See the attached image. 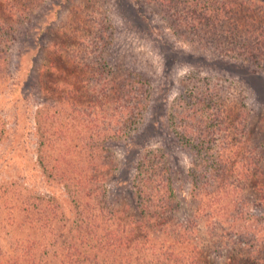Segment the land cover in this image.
<instances>
[{
  "label": "trees",
  "instance_id": "16d2710c",
  "mask_svg": "<svg viewBox=\"0 0 264 264\" xmlns=\"http://www.w3.org/2000/svg\"><path fill=\"white\" fill-rule=\"evenodd\" d=\"M96 2L86 0V5L92 8L95 5L90 3ZM45 3L0 0V84L12 79L14 42L35 22ZM146 3L177 40L192 45L205 42L204 46L223 50L224 55L264 72V1ZM37 21L34 26L40 29ZM104 29L78 39L67 33L56 36L43 47L46 55L35 80L41 100L35 114L37 161L46 178L65 188L74 219L67 224L61 207L50 198L13 182L0 184V264H264V217L257 211L264 208V130L253 125L250 108H238L243 99H232L225 105L211 100L206 88L199 91L194 83L190 85L195 78L184 79L188 87L182 96L188 98L189 107L182 115H175L178 122H191L185 123L181 138L196 146L192 147L196 161L187 175L190 201L195 204L191 215L175 222L169 218L174 207L187 202L177 196L171 179L173 169L158 149L146 151L136 165L130 182L135 214H126L115 200L108 203L106 184L114 166L106 161L108 151L103 141L120 139V134L126 133L111 128L113 111L99 115L96 107L93 109L99 104L97 98L86 103L90 85L78 82L70 73L78 65L80 76L87 78L75 48L104 46ZM42 34L26 33L17 72L23 58L40 47ZM123 102L122 118H132L127 132L133 129L129 125L135 118L133 107ZM140 106L144 109L145 104ZM77 129L87 132L85 139L75 133ZM5 133L0 119V140ZM216 136L221 139L217 141ZM224 136L232 143L223 141ZM197 220L209 224L212 239L207 244L200 242ZM220 249L226 253L220 254ZM214 253L218 255L211 257Z\"/></svg>",
  "mask_w": 264,
  "mask_h": 264
},
{
  "label": "rangeland",
  "instance_id": "374dc122",
  "mask_svg": "<svg viewBox=\"0 0 264 264\" xmlns=\"http://www.w3.org/2000/svg\"><path fill=\"white\" fill-rule=\"evenodd\" d=\"M146 1L98 0L95 4L90 3L95 5L91 8L86 5V0H46L34 20H39L41 28L36 29L35 22L28 24L22 32L24 34H20L12 46V79L0 84V119L6 131L0 140V184H20L34 194L56 201L67 224L74 219L68 194L61 183L46 178L40 168L35 135V114L41 101L35 80L46 55L43 47L56 36L67 33L78 39L101 33L102 27L105 28L107 40L104 46L98 45L97 49L75 48L76 54L83 59L87 78L80 76L78 65L70 73L73 79L83 81L85 86L90 85L91 94H88L86 103L97 98L99 104L93 109L96 107L99 115L113 111L111 128L118 133H126L120 134V139L103 141L108 151L106 161L114 166L106 184L110 197L108 203L111 205V199L117 201L123 205V210L126 209V214H135V197L131 196L130 182L136 174L138 161L149 149L163 152L166 165L173 169L171 179L174 190L187 202L182 207H174L169 218L174 222L181 221L190 216L195 208L190 201L191 186L187 175L191 163L196 161L192 152V147L196 146L193 141L181 138L185 123L191 122H178L175 116L182 115L189 107L188 98L182 96L188 87L184 79L195 78L190 85L194 83L199 91L206 88L205 91H210L212 95L209 99L224 105L232 99H243L238 108L244 111L250 108L253 125L264 130V72L236 57L224 55L223 50L204 46L205 42L201 43L203 45H192L177 40L167 28V23ZM81 3H84L83 7L79 6ZM26 33L43 34L38 42L40 47L21 59V69L17 72L18 55ZM24 78L27 80L22 83ZM124 87L127 99L124 98ZM123 100L133 107L131 115L135 118L134 123L129 125L133 129L127 132L126 126L132 118H122L120 105L124 104ZM142 104H145V110L140 106ZM145 126L143 134H140ZM137 127L138 130H135ZM75 131L85 139L87 132H82V129ZM138 133L139 136L132 139ZM215 139L218 141L221 138L216 136ZM222 140L232 143V139L225 136ZM58 146L62 150L65 147L62 142ZM79 163L83 164L82 161ZM257 211L264 217V208ZM196 228L200 242L207 244L212 239L209 224L197 220ZM225 253L224 249L220 252L222 255ZM215 255L218 253L210 256Z\"/></svg>",
  "mask_w": 264,
  "mask_h": 264
}]
</instances>
